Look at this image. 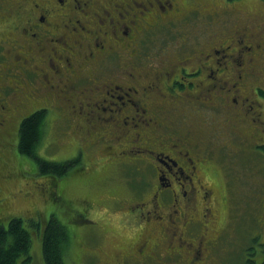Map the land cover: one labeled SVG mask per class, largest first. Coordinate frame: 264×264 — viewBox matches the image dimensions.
Masks as SVG:
<instances>
[{
	"label": "rangeland",
	"instance_id": "1",
	"mask_svg": "<svg viewBox=\"0 0 264 264\" xmlns=\"http://www.w3.org/2000/svg\"><path fill=\"white\" fill-rule=\"evenodd\" d=\"M176 3L179 10L166 16L168 20L156 21L153 17L145 20L144 34L137 33L124 54L131 59L129 55L133 52L129 47L133 46L137 58L132 57V60L140 63L139 70L128 67L134 72L130 83L141 90L137 81L145 85L154 81V89L159 93L153 92L148 98L150 104L156 100L158 105L168 108L180 119L176 126L182 131L190 130L186 133L188 139L200 140L203 146L206 144L213 149L211 160L201 169L203 180L196 179V185L202 188L205 179L207 185L216 190L214 201L208 205L211 206L210 224L220 241L210 234L204 240L206 233L199 223L185 229L177 218L173 222L172 218L165 217L167 227L160 228L152 210L146 211L144 221L130 212L138 201L147 202L151 195V192L139 193L148 179L153 183L151 164L144 160L151 161L153 156L144 145L152 143L153 139L146 133V124L129 125L127 134L122 135L119 131L115 133L114 128L108 139L97 138L94 128L86 127L84 141L89 142V147L79 153L76 142L80 135L75 133V125L90 123L71 112L75 109V93L51 101L46 89L38 96L22 94V91L17 94L13 83L8 82L11 86L3 91L0 100L8 106L11 117V132L0 144V197L6 196L0 201V226H7L12 217L24 218L32 236L33 259L28 264H45L42 235L32 222L40 220L42 232L53 216L68 233L67 264H197L194 257L189 261L185 240L190 241L193 248L196 246L194 255L199 256L198 250L204 256L200 257V261L206 260L203 264H245L249 247H252L256 264H264V0H179ZM219 8L220 12L208 15ZM242 14L245 17L239 20ZM4 25L6 23L0 20L1 35L6 37L9 31ZM237 29L238 33H243L241 38H253L263 45L252 53L246 48L240 50L241 65L246 73L249 69L247 87H242V93L249 95L252 102L246 101L243 109L240 100L243 97H238L240 91L236 86L237 101L230 98L231 107L225 105L220 112L203 107L200 114L190 113L188 102L170 96L168 89L175 79H180L184 68L192 71L191 67L200 65L201 52L217 41L214 39L220 37V44L232 42L233 38H238L234 35ZM8 50L2 49L10 53ZM150 67L153 72L148 70ZM140 69L145 72L141 73ZM113 74L118 77L121 73ZM236 78L233 76L229 82ZM212 92H205L204 98L216 100ZM178 103L183 107L174 109ZM15 106L21 109H14ZM45 106L49 109L40 125L37 156L59 162L79 159L77 165L59 176L58 182L48 181L46 176L49 175L38 172L37 160L18 150L22 115ZM137 168L142 170L141 178ZM195 204L199 209L204 207V203L196 200ZM137 208L140 211L142 206ZM190 228H196L193 237L188 232ZM172 234L180 238L174 240ZM149 239L157 244L156 251L145 258L138 249ZM209 239L214 244H210ZM178 242L184 247H178Z\"/></svg>",
	"mask_w": 264,
	"mask_h": 264
},
{
	"label": "flooded vegetation",
	"instance_id": "2",
	"mask_svg": "<svg viewBox=\"0 0 264 264\" xmlns=\"http://www.w3.org/2000/svg\"><path fill=\"white\" fill-rule=\"evenodd\" d=\"M176 1L179 0H0V20L6 23L4 26L9 31L4 37L0 30V100L3 99V91L11 86L8 82L13 83L17 94L22 91V94L38 96L46 89L52 97L51 101L60 96L70 97L74 92L75 109L71 112L91 124L79 122L75 125V133L80 135L76 142L79 153L89 147V142L84 141L86 127H90L89 130L94 128L97 138L108 139L114 128L115 133L119 131L122 135L123 132L127 134L129 125L137 127L146 124V133L153 139L152 143L144 145L153 156L151 161L148 158L144 160L151 164L153 183L150 184L148 179L142 188L139 183L138 186L142 189L139 193L151 192V195L147 197V202L136 203L134 208L138 212L134 208L130 212L144 221L146 211L152 210L159 219L160 228L167 227L165 217L172 218L173 222L177 218L185 229L199 223L200 229L206 233L204 240L215 236L220 241L210 224L211 206L208 205L214 201L216 190L207 185L205 179L202 188L196 185V179L203 180L201 174L204 171L201 169L208 159L211 160L213 149L206 144L203 146L200 140L188 139L186 133L190 130H180L176 126L180 119L168 108L158 105L156 100L150 104L148 98L153 92L159 93L154 89V81L146 85L137 81L141 90L130 83L134 72L128 67L134 66L139 70L140 63L132 60V57L137 58L133 54L136 53L133 46L129 47L133 52L129 55L131 59L124 54V49L137 37L136 34H144L145 20L152 17L156 21L168 20L166 16L179 10ZM218 12L220 8L208 15ZM244 17L242 14L239 20ZM238 32V29L234 32L238 38L231 41L239 44H220V37L214 39L217 41L208 46L207 51L201 52L200 65L191 67L192 71L184 68L186 70L184 73L181 71L180 79H175L168 89L170 96L184 98L188 102L190 113L200 114L203 107L219 112L225 105L231 107L230 98L237 101L235 96L238 91V97H243L240 99L243 109L246 101H249L248 104L252 102L249 95L242 93V87H247L249 69L246 73L241 65L240 50L246 48L252 53L263 45L253 38L247 40L244 35L241 38L243 33ZM4 48H8L10 53L2 51ZM152 68L148 70L152 71ZM114 72L121 74L116 77ZM140 72L145 71L140 69ZM233 76L237 78L229 82ZM210 91H214L211 94L216 100L204 98L205 92L209 94ZM164 92H161L162 95H165ZM45 98L48 99L47 96ZM182 107L179 103L173 106L174 109ZM68 108L71 109L70 106ZM14 109L21 108L15 106ZM47 109L46 106L37 108L22 117ZM149 111L153 114H148ZM9 112L8 106L0 103V144L11 132ZM93 123L97 125L93 126ZM136 171L141 178L142 170L137 168ZM5 198L0 197V201ZM195 200L204 203V207L199 209ZM138 205L142 206L140 211ZM195 229H188L192 237ZM172 237L174 240L180 238L177 234H172ZM209 242L214 244L212 239ZM184 243L188 248L185 253L190 254L189 261L194 257L197 264L206 262L200 261V257L204 256L198 250L199 256L194 255L196 246L193 248L188 240ZM156 245L153 240H145L138 252L145 258L153 256ZM178 247L184 246L178 242Z\"/></svg>",
	"mask_w": 264,
	"mask_h": 264
},
{
	"label": "trees",
	"instance_id": "3",
	"mask_svg": "<svg viewBox=\"0 0 264 264\" xmlns=\"http://www.w3.org/2000/svg\"><path fill=\"white\" fill-rule=\"evenodd\" d=\"M259 93H262V89ZM45 113L46 110L38 111L22 119L19 125L18 150L37 160L38 172L41 175H49L50 177L46 176L48 181L58 182L61 176L79 163V159L59 162L37 156L38 140L41 135L40 125ZM31 225L37 226L42 235V256L45 264H67L65 245L68 233L64 225L55 216L45 224L42 232L40 220L33 221ZM251 249L252 247L247 249L245 264H256ZM31 250L32 236L23 217H12L7 226H0V264H28L33 259Z\"/></svg>",
	"mask_w": 264,
	"mask_h": 264
}]
</instances>
